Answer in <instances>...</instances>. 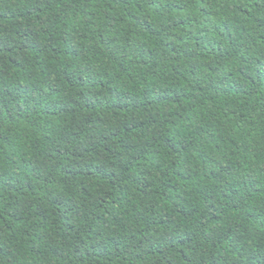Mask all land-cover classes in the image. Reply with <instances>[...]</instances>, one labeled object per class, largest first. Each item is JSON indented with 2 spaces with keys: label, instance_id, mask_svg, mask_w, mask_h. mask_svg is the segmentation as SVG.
<instances>
[{
  "label": "trees",
  "instance_id": "trees-1",
  "mask_svg": "<svg viewBox=\"0 0 264 264\" xmlns=\"http://www.w3.org/2000/svg\"><path fill=\"white\" fill-rule=\"evenodd\" d=\"M0 264H264V0H0Z\"/></svg>",
  "mask_w": 264,
  "mask_h": 264
}]
</instances>
